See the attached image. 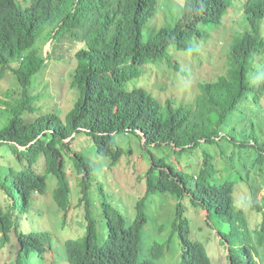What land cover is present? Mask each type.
<instances>
[{
	"label": "trees",
	"instance_id": "16d2710c",
	"mask_svg": "<svg viewBox=\"0 0 264 264\" xmlns=\"http://www.w3.org/2000/svg\"><path fill=\"white\" fill-rule=\"evenodd\" d=\"M168 1L172 0H34L23 6L17 0H0V150L10 152L15 163L0 161L7 195L6 203L0 202V252L7 246L12 255L7 264H31L52 250L50 233L31 231L26 220L33 195L45 192L50 175L56 179L53 200L67 213L71 192L64 147L71 152L70 144L85 137L112 169L130 154L116 143V137L123 135L139 141L148 156L144 190L132 191L135 199L129 214L127 206L113 201L98 182L102 234L90 200L92 181L100 169L81 152L72 151L71 161L81 175L77 180L85 224L83 236L65 240L67 264H158L174 236L180 246L176 264H214L209 248L191 237L185 199L187 207L206 212L207 225L228 251L226 264H260L258 259L264 264V196L254 207L262 222L250 229L245 211L235 205L234 185L243 176L226 168L227 174L218 175L221 170L213 155L203 148L216 145L222 153L223 139L239 151L255 149L253 164L264 166V107L259 106L264 78L254 79L253 66L255 56L264 54V0H241L242 6L234 0ZM160 12L162 20L155 23ZM224 20L234 29L221 52L227 68L217 71L211 82L199 81L187 72L181 52L196 54L194 43L207 38L209 30ZM64 37L80 43L73 54L69 84L76 98L64 114L43 113L32 94L48 59L43 41L53 47ZM160 64L188 77L180 96L162 98L131 84ZM245 103L257 107L258 122L239 132L237 139L231 136L236 130L225 127ZM165 146L181 158L202 150L206 174L194 178L154 154ZM156 194L176 200L174 217L167 239L154 241L143 251L150 218L147 202Z\"/></svg>",
	"mask_w": 264,
	"mask_h": 264
},
{
	"label": "rangeland",
	"instance_id": "374dc122",
	"mask_svg": "<svg viewBox=\"0 0 264 264\" xmlns=\"http://www.w3.org/2000/svg\"><path fill=\"white\" fill-rule=\"evenodd\" d=\"M19 1V2H18ZM34 1V0H32ZM31 1V2H32ZM231 1V0H227ZM18 3H23V6L30 4L26 0H17ZM170 4H176L174 1H168ZM237 6H242L243 1H236ZM234 2V4L236 3ZM241 2V3H240ZM233 4V7L235 6ZM169 7V5H165ZM231 7V8H233ZM229 9V12L231 10ZM159 11H163L159 9ZM166 12V11H163ZM230 14H227L225 20ZM163 13L160 12L155 23H160ZM241 17V16H239ZM238 17V18H239ZM224 20V21H225ZM234 31L233 26L227 21L222 23L217 28L212 27L208 32V37L203 40H197L194 43L196 47L195 53L182 51L183 63L187 66V72L191 76H196V79L202 82H211L215 80L217 71L224 72L227 68V60H221V52L224 46L227 45V39ZM147 38L143 34L142 40ZM43 54L48 56L40 75L35 79V84L32 89V94L37 96L36 105L41 107L43 113L51 111H59L61 114L67 112L73 105L76 94L69 88L71 71L73 68V54L80 46L76 42V38L64 37L61 42L54 44L51 47L50 42L43 41ZM254 79L264 78V54L255 56ZM188 77L183 76L180 72L168 67L165 64L159 66H151L146 70L137 81L132 80L131 84H136L152 90L153 93L161 95L162 98L174 95H181V87L186 84ZM158 91L160 93H158ZM254 105V104H252ZM260 107H264V98L261 100ZM239 113H232L229 118L226 130L235 129L236 132L231 133V136L239 139V132L248 130L251 123L257 124L256 118L258 109L256 106L251 108L249 103L242 105ZM260 111V110H259ZM224 130L222 133L224 134ZM248 133V132H247ZM246 133V134H247ZM233 134V135H232ZM235 138V139H236ZM131 139V138H130ZM127 136H117L116 143L123 148L126 153L130 150V154L121 160L114 168L109 169L104 164L106 160L99 157L92 144L85 137L78 138L70 144L73 152H81L85 157L93 162L100 169L92 181L90 188V200L94 218L98 222V226L102 234H104V221L100 215V197L98 194V182L104 186L105 192L112 196V199L121 200L127 206V213L130 212V207L135 199L132 191L142 193L144 190V175L149 168V159L146 151L141 147V143L136 139L130 140ZM133 140V141H132ZM223 152L214 146H204L203 148L213 155L214 164L221 170L218 175H225L232 170L242 175L244 180L238 181L234 185L235 205L245 211L249 228H257L262 222V214L254 207L261 205L262 197L264 196V166L254 165L255 149L248 151H239L238 148L231 144L221 141ZM65 153V168L67 178L70 183L71 202L67 213L58 208L53 200V191L56 186V179L53 176L47 178V186L43 194H34L32 199L31 211L27 216L26 224L31 231L48 232L52 238V250L50 249L44 254V258L38 257L32 259L31 264H67L64 253V243L69 238H80L84 234V202L80 201L81 187L78 182L80 174L75 170L71 161L73 152L68 151L64 147ZM158 157L165 158L168 164L176 167L177 170H183L187 175H193L194 178H199L202 174H206V170L202 165V150L197 149L190 152L187 156L181 158L175 154L174 150L165 146L157 150H153ZM232 157L233 162L228 159ZM0 161L3 165L15 164L13 156L7 150H0ZM233 163V167L230 166ZM3 168H5L3 166ZM40 170L43 169L42 164H38ZM227 169V172L224 169ZM5 173V169H2ZM3 177H0V202L5 204L7 195L3 192L4 185L1 184ZM139 193V194H140ZM147 202V212L150 216L148 224L145 226L142 238V250L145 251L154 241H164L170 233V223L174 217V209L176 200L169 195L156 194ZM187 201V199H185ZM185 200L182 201L186 207V217L189 219L191 227V237L204 243L205 247L209 248V252L214 264H226L228 251L218 242V234L215 230L207 225L206 212L202 210H194L187 207ZM123 213L126 209H121ZM212 224V223H211ZM163 228L162 232L159 227ZM215 226V225H214ZM210 240V241H209ZM206 242L207 246H206ZM169 250L165 256L158 261V264H176L179 259L180 246L176 236H174L169 244ZM3 252H0V264H7L8 259L12 258L8 255V248L5 246ZM226 258V259H225ZM262 264V260L258 259Z\"/></svg>",
	"mask_w": 264,
	"mask_h": 264
},
{
	"label": "clouds",
	"instance_id": "9594fccd",
	"mask_svg": "<svg viewBox=\"0 0 264 264\" xmlns=\"http://www.w3.org/2000/svg\"><path fill=\"white\" fill-rule=\"evenodd\" d=\"M234 1L236 2V1H238V0H234ZM240 1H241V0H240ZM244 2H245V0H244ZM240 3H241V2H240ZM228 12H229V9L227 10V13H228ZM227 13H226V14H227ZM220 25H221V24H220ZM220 25H218V26H220ZM218 26H214V27L217 28Z\"/></svg>",
	"mask_w": 264,
	"mask_h": 264
}]
</instances>
